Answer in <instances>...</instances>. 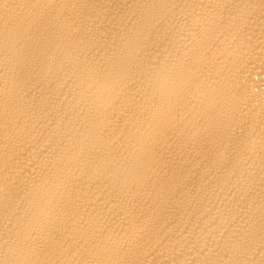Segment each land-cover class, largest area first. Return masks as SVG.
<instances>
[{
    "label": "bare ground",
    "instance_id": "obj_1",
    "mask_svg": "<svg viewBox=\"0 0 264 264\" xmlns=\"http://www.w3.org/2000/svg\"><path fill=\"white\" fill-rule=\"evenodd\" d=\"M0 264H264V0H0Z\"/></svg>",
    "mask_w": 264,
    "mask_h": 264
}]
</instances>
